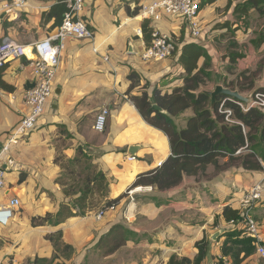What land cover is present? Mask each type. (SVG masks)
<instances>
[{"label": "crops", "instance_id": "0c3cea01", "mask_svg": "<svg viewBox=\"0 0 264 264\" xmlns=\"http://www.w3.org/2000/svg\"><path fill=\"white\" fill-rule=\"evenodd\" d=\"M246 1L200 0L202 8L196 19L200 35L194 39L181 20L142 19L138 13L147 1L84 0L80 17L93 32V38L65 41L52 82V96L35 130L23 141L10 145V156L16 167H3L6 185L0 191V208L12 198L18 199L20 205L12 211L7 224L0 225V264H31L35 258L50 260L53 248L45 236L57 230L62 232V241L74 248V254L68 261L60 259L53 264H82L99 238L117 224L134 235L133 241H128L123 249L136 247L146 253L140 261L132 259L127 264H167L171 256L193 261L198 253L195 244L204 237L210 243V250L201 264H218L223 258L220 248L224 233L241 230L240 225L224 221L222 210L230 207L240 211L243 194L258 183L262 184L261 198L251 214L264 239V170L230 168L215 172L210 166L205 176L184 177L179 186L168 191L137 187V192L147 195H135L137 192L133 189L132 201L128 197L123 199L101 220L97 221L89 213L83 218H65L57 227L31 226L32 218L55 215L61 205L74 211L71 199L64 196L58 183L63 172L60 161L55 163L59 155L72 160L81 148L91 158L89 161L95 170L108 177L107 199L131 191L129 188L138 175L154 170L170 156L167 137L149 126L128 100L127 77L134 71L139 78V87L133 95L140 96V87L145 84H148L149 97L154 89L170 94L174 88L183 86L185 73L178 64L181 46L193 43L204 48L211 59L215 83L206 92L222 86L221 78L225 74L221 67L227 66L229 59L219 51L218 42L225 39L227 28L216 26L236 22L234 7ZM54 4L53 0H0V40L7 37L30 47L54 35L59 25L55 24V18L47 16ZM136 9L137 14L131 15ZM255 13L251 9L249 17ZM146 21L149 28L173 37L177 52L171 58L161 62L142 61L140 55L146 46L142 32L137 35L136 31ZM254 51L263 52L264 44L253 47L246 59H236L238 69L249 67ZM202 64L203 59H199L198 67ZM33 83V66L26 58L13 60L0 70V148L7 144L9 133L27 115L22 95ZM102 109H107L109 115L105 130L97 133L93 124ZM190 117L192 112L187 110L173 121L178 129H183ZM65 143L66 148H62ZM129 157L135 159L129 161ZM208 174L211 177L207 178ZM216 233L219 235L212 241L210 238ZM241 264H264V258L255 252Z\"/></svg>", "mask_w": 264, "mask_h": 264}, {"label": "trees", "instance_id": "16d2710c", "mask_svg": "<svg viewBox=\"0 0 264 264\" xmlns=\"http://www.w3.org/2000/svg\"><path fill=\"white\" fill-rule=\"evenodd\" d=\"M53 1L55 4L50 8L47 16L55 18L57 20L55 24L60 25L63 15L67 11L68 0ZM229 7L230 1L226 8ZM251 9H254L259 15H264V0H247L234 7L233 16L236 22L233 24L237 26L234 31L241 28L238 23L246 27ZM137 12L136 9L131 15H135ZM233 24L226 22L216 28H227L228 32ZM141 30L145 46L148 47L152 29L148 27L147 21L142 23ZM250 43L255 48L264 44V26L255 34V38L251 39ZM227 57L229 62L234 64L241 55L232 54ZM199 59H203L201 67L197 65ZM178 64L185 73L183 86L174 88L170 94H162L159 90L154 89L152 96L149 97L146 92L148 84H145L140 87V96L133 95V91L139 87V78L134 71H130L127 77L130 82L126 92L128 100L149 126L161 131L167 137L171 153L157 168L138 175L129 190L149 186L159 192L168 191L179 186L184 177L200 178L205 176L209 166L213 167L215 172L230 168H241L253 172L263 171L264 112L256 108L243 111L239 106L243 103L222 95L216 96L215 103L211 106L210 96L204 93L206 92L204 87L213 81L211 59L201 46L193 43L183 44ZM260 67L264 71V58H262ZM223 86L228 88V86ZM237 91L243 92L242 89H237ZM259 91L263 93L264 88L261 87ZM221 104H223V109L231 111L229 118L234 121L233 124L227 123L226 115L219 112ZM153 105L162 109L163 113L155 110ZM187 110L192 112V117L186 120L183 129H178L173 119ZM239 151L240 153L237 154ZM90 159L81 148H78L76 157L67 160V164L74 165L80 160L89 161ZM55 163H59V157L55 159ZM60 167L62 170L65 169L61 164ZM62 177L63 175L58 183L62 187L64 196L71 199V208L74 211L72 212L67 205H61L59 212L55 215L47 214L43 218H32V227L44 225L57 227L65 218H83L95 211L97 206H101L99 211H105L127 198V193H125L115 199H107L108 177L100 171H95L91 177L87 176L81 187L76 190L71 187L67 189L65 183L62 182ZM19 182H22V177L19 178ZM96 192H99V195L97 201L92 204L90 198ZM73 197L76 198L73 199ZM239 215L238 210H232L230 207H224L221 213L227 223H236ZM223 237L225 240L220 252L228 264H241L255 254V241L244 237L240 229L226 232ZM133 239L132 232L123 225L117 224L99 238L95 248L101 251L104 257H107ZM45 240L53 248L52 258L50 260L35 258L31 264H53L55 260L68 261L73 256L74 248L62 241L60 230L47 234ZM209 247L210 243L204 237L195 244L198 253L193 261L171 256L167 264H201L207 257ZM218 264H222V262Z\"/></svg>", "mask_w": 264, "mask_h": 264}, {"label": "built area", "instance_id": "2783aa9c", "mask_svg": "<svg viewBox=\"0 0 264 264\" xmlns=\"http://www.w3.org/2000/svg\"><path fill=\"white\" fill-rule=\"evenodd\" d=\"M142 1H147L146 4L141 5L138 13L142 19L158 21L161 17H165L171 20H181L189 29L191 38L196 39L199 37L200 29L196 19L200 11V0ZM66 5L67 11L64 13L61 24L56 29L54 35L47 36L30 47L19 45L16 41L7 37L0 40V70L13 60L26 58L29 60L30 65L33 66L34 76L32 87L25 90L22 95V100L28 109L27 115L9 133L7 144L0 148V191L6 185V169L3 167L8 169L16 167L14 160L10 156V145L17 141H23L35 130L37 122L52 96V82L65 41L68 38L76 40H91L93 38V32L80 17L83 11L84 0H68ZM136 34L140 35L141 30L138 29ZM176 50L177 45L171 35L152 29L150 44L142 51L140 58L145 62H161L171 58ZM105 59L107 58L105 57ZM239 106L243 111L256 108L264 112V92L255 93L248 105L239 104ZM219 110V112L226 115L225 121L227 123H234L229 118L231 111L223 109V104L220 105ZM108 115L109 111L107 109L99 111L93 124L95 132L102 133L105 130ZM134 159L133 157L128 158L129 161H133ZM133 192L134 190L128 192V197L131 201ZM261 193L262 184L258 183L243 194L239 209V225L241 226L242 235L255 241L256 254L264 258V239L260 235L259 226L251 214L255 204L261 198ZM19 205V200L12 198L5 207L0 208L1 226L7 224L12 211L18 208ZM116 208L117 205H113L105 211H98L94 214V218L97 221L101 220L108 212H112ZM229 223L234 224V222ZM222 260L223 258L221 262ZM222 264H228V262L224 260Z\"/></svg>", "mask_w": 264, "mask_h": 264}, {"label": "rangeland", "instance_id": "374dc122", "mask_svg": "<svg viewBox=\"0 0 264 264\" xmlns=\"http://www.w3.org/2000/svg\"><path fill=\"white\" fill-rule=\"evenodd\" d=\"M239 26H241L242 29H240L241 31H239L238 33L237 31H234L235 27H233V29L228 30V32L225 34V39H221L218 42V48L223 55H241V57L238 58V60H241L242 58L246 59L249 51H253V46L250 41L251 39L255 38V34L260 30L262 26H264V15H259L258 13H255L253 16L250 15V17H248L246 27H243L241 24ZM262 58H264V51L260 54L254 51V53L251 55L252 61L250 60L249 67L244 70H240L237 68V62L231 64L228 61L227 66L221 67L222 73L224 72L223 74H225V77L221 78V84L228 86L227 89L232 91L242 89L243 92L240 94L243 97H247L251 100L254 97L255 93L260 92V86H264V71L262 67H260ZM212 79L213 81L208 83L204 87L206 91L212 89L213 84L215 83V78L213 77ZM66 146V143L64 145L62 144V148H66ZM59 156L60 164L65 168L62 172V182L65 183L67 189H69L70 187L73 189L75 188V190L78 189L79 187H81L83 180L87 176L91 177L96 171L88 160H80V162L77 164L68 165V159L66 160L63 159L61 155ZM211 175L212 174H208L207 178L211 177ZM132 190L133 189H131V191ZM98 195L99 192H96L90 198V202L92 204L97 201ZM135 195L147 194H145V192H137V194ZM128 201H131L129 197ZM100 208L101 206H97L95 211L92 212V214L98 212ZM239 222L240 218L237 220L235 225H239ZM215 223L216 220L214 224ZM123 247L119 248V250L116 251L117 253H114L115 255L109 259H106L107 257L105 258L102 252L94 247L93 249H90L89 253H87L82 264H127L129 260L138 259L140 261L141 258L146 256V253L143 252L141 248L133 247V249H123Z\"/></svg>", "mask_w": 264, "mask_h": 264}, {"label": "water", "instance_id": "95a60500", "mask_svg": "<svg viewBox=\"0 0 264 264\" xmlns=\"http://www.w3.org/2000/svg\"><path fill=\"white\" fill-rule=\"evenodd\" d=\"M205 94L209 95L211 98V106L215 103V98L218 95L229 97L237 102L243 103L245 105H248L250 103V99L247 97H243L239 92L232 91L227 88H224L223 86L217 85L212 92H204ZM153 108L160 113H163V110L157 107L156 105H153ZM218 233L214 235V237H211L210 239L212 241L215 240L216 237H218Z\"/></svg>", "mask_w": 264, "mask_h": 264}, {"label": "bare ground", "instance_id": "6f19581e", "mask_svg": "<svg viewBox=\"0 0 264 264\" xmlns=\"http://www.w3.org/2000/svg\"><path fill=\"white\" fill-rule=\"evenodd\" d=\"M139 189H136L135 191L137 192Z\"/></svg>", "mask_w": 264, "mask_h": 264}]
</instances>
